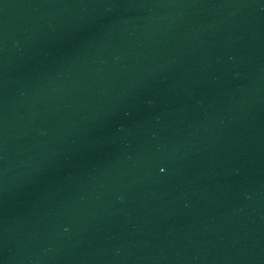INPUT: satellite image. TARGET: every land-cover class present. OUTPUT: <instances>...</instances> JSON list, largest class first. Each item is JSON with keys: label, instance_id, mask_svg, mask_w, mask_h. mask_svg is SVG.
<instances>
[{"label": "water", "instance_id": "1", "mask_svg": "<svg viewBox=\"0 0 264 264\" xmlns=\"http://www.w3.org/2000/svg\"><path fill=\"white\" fill-rule=\"evenodd\" d=\"M0 264H264V0H0Z\"/></svg>", "mask_w": 264, "mask_h": 264}]
</instances>
